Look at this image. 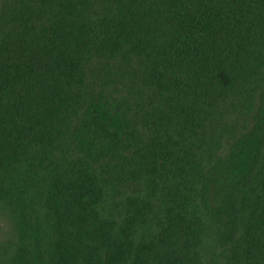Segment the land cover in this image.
Segmentation results:
<instances>
[{"label": "trees", "instance_id": "16d2710c", "mask_svg": "<svg viewBox=\"0 0 264 264\" xmlns=\"http://www.w3.org/2000/svg\"><path fill=\"white\" fill-rule=\"evenodd\" d=\"M0 264H264V0H0Z\"/></svg>", "mask_w": 264, "mask_h": 264}]
</instances>
